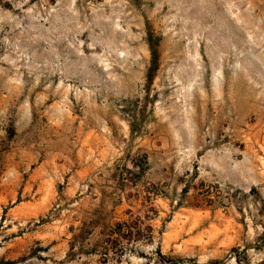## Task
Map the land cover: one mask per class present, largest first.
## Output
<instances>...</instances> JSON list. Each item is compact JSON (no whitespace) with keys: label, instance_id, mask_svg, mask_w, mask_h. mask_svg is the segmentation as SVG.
Returning a JSON list of instances; mask_svg holds the SVG:
<instances>
[{"label":"rangeland","instance_id":"obj_1","mask_svg":"<svg viewBox=\"0 0 264 264\" xmlns=\"http://www.w3.org/2000/svg\"><path fill=\"white\" fill-rule=\"evenodd\" d=\"M0 264H264V0H0Z\"/></svg>","mask_w":264,"mask_h":264},{"label":"crops","instance_id":"obj_2","mask_svg":"<svg viewBox=\"0 0 264 264\" xmlns=\"http://www.w3.org/2000/svg\"><path fill=\"white\" fill-rule=\"evenodd\" d=\"M58 170H60V169H58ZM70 170H73V169H67V171H70ZM97 171H98V169H83V172H85L87 175H92ZM34 172H36V171H34ZM37 172L39 174H51L52 173V171H50L49 169H37ZM44 177L45 176H42V177H40V179H44Z\"/></svg>","mask_w":264,"mask_h":264},{"label":"trees","instance_id":"obj_3","mask_svg":"<svg viewBox=\"0 0 264 264\" xmlns=\"http://www.w3.org/2000/svg\"><path fill=\"white\" fill-rule=\"evenodd\" d=\"M153 55H155V50H153Z\"/></svg>","mask_w":264,"mask_h":264}]
</instances>
